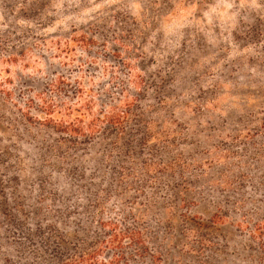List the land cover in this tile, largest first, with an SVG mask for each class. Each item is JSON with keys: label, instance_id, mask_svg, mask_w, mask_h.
Here are the masks:
<instances>
[{"label": "rangeland", "instance_id": "obj_1", "mask_svg": "<svg viewBox=\"0 0 264 264\" xmlns=\"http://www.w3.org/2000/svg\"><path fill=\"white\" fill-rule=\"evenodd\" d=\"M43 98L134 115L69 154ZM123 214L161 264H264V0H0V262Z\"/></svg>", "mask_w": 264, "mask_h": 264}, {"label": "trees", "instance_id": "obj_2", "mask_svg": "<svg viewBox=\"0 0 264 264\" xmlns=\"http://www.w3.org/2000/svg\"><path fill=\"white\" fill-rule=\"evenodd\" d=\"M41 109L44 126H55L66 142L72 144L70 153L80 149L81 137L92 140L93 136L124 129L132 123L133 107L127 106L113 112H106L104 105L98 116H92V122L85 127L86 116L81 110L66 107L69 120L60 116L58 106L47 103L43 98ZM88 107L91 109V105ZM32 108H29L28 112ZM73 113H77L73 115ZM56 120L59 123H56ZM69 150V149H68ZM69 215L60 212L59 219H68ZM27 243L19 244L14 258H8L0 264H161L162 256L153 246L148 228L133 217L126 215L118 218L108 217L95 226L72 228H48L39 235L27 233Z\"/></svg>", "mask_w": 264, "mask_h": 264}]
</instances>
